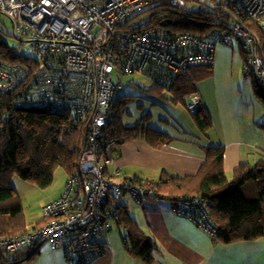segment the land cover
Masks as SVG:
<instances>
[{"label": "built area", "instance_id": "built-area-1", "mask_svg": "<svg viewBox=\"0 0 264 264\" xmlns=\"http://www.w3.org/2000/svg\"><path fill=\"white\" fill-rule=\"evenodd\" d=\"M161 3L188 16L196 5L233 18L221 24L226 32L172 35L154 24ZM0 15L11 22L10 35L33 52V58H21L23 63L0 59V93L17 90L21 106L62 112L87 130L76 174L62 195L42 208L45 223L0 239L10 254L47 242L74 264H91L111 253L105 235L116 218L113 199L128 195L139 205L153 196L145 186L103 173L115 141L103 139L101 131L122 77L134 72L169 86L191 65H213L219 47L238 45L244 74L264 94V0H0ZM250 23L262 37L250 30ZM199 108V97L190 96L186 110ZM172 211L214 238L217 226L203 198L179 200Z\"/></svg>", "mask_w": 264, "mask_h": 264}, {"label": "trees", "instance_id": "trees-1", "mask_svg": "<svg viewBox=\"0 0 264 264\" xmlns=\"http://www.w3.org/2000/svg\"><path fill=\"white\" fill-rule=\"evenodd\" d=\"M161 7L165 8L167 14L159 18L157 11H154V24L166 28L172 35L188 33L204 37L211 31L222 29L221 24L227 19L230 20V17L233 18L232 13L204 8L193 10L188 16L168 7L166 3H161L157 8ZM2 20L3 17L0 15V59L23 63L22 57L6 43V37H13L3 31ZM249 27L254 34L262 37L257 25L250 23ZM224 31L226 32V29H222V32ZM242 58L244 59L243 55ZM211 70L212 65H191L186 74L177 76L169 86L147 77L153 86L146 92L156 98L169 100L174 106L182 105L186 110L188 98L198 94L197 85L211 76ZM253 89L264 110V94L256 86ZM165 95L169 97L166 98ZM133 98L122 97L112 103L109 114L112 113L113 116L101 131L103 139L115 141L109 154L110 159L120 146L133 140H143L154 149H159L172 140L170 135L162 131L141 125L150 116H145L140 124L133 126L122 123L126 105ZM19 99L20 94L17 90L0 93V239L25 234L45 223L42 209L40 219L34 222L27 221L18 195L10 184L11 178L17 176L23 181L46 189L52 185L56 169L61 168L66 173V186L69 178L77 172L80 153L85 146L84 136L87 130L76 122L77 120L62 112L42 107H23L19 104ZM189 115L199 134L209 131L211 120L207 112L201 108V99L199 110ZM204 151L205 162L193 176L179 177L162 173L156 181L136 178L121 180L140 184L154 192L153 196H145L137 206H143L149 200H166L172 205L186 198L196 196L203 198L207 203L208 214L217 226L214 236L217 243L229 245L264 239V160L254 165L248 163L239 165L232 172V178L228 180L223 170V148L207 146L204 147ZM103 173L110 177L106 170H103ZM249 193L253 194L252 199L246 198V194ZM123 198L119 201L113 199L116 201L114 208L116 218L112 219L113 224L106 233L105 240L116 224L117 228L124 231L121 238L127 255L149 264L156 245L132 219L129 206L124 203ZM53 201L55 199L48 204ZM105 208H109L108 203ZM45 243L48 244L40 242L32 246H23L14 254L0 247V264H16L24 259H32ZM71 263L74 264L72 261Z\"/></svg>", "mask_w": 264, "mask_h": 264}, {"label": "crops", "instance_id": "crops-1", "mask_svg": "<svg viewBox=\"0 0 264 264\" xmlns=\"http://www.w3.org/2000/svg\"><path fill=\"white\" fill-rule=\"evenodd\" d=\"M234 48L219 47L211 76L197 85L201 108L211 120L209 131L199 134L192 120L157 117L161 124L150 127L170 135L171 142L159 149L140 139L125 143L104 167L109 176L144 181H156L162 173L193 176L205 162L207 146L223 148V170L228 180L239 165L264 160V110L256 101L254 80L252 88L244 89V96L246 84ZM129 213L156 245L149 264H264V239L217 243L197 225L174 214L166 200H149L143 206L134 204ZM106 242L112 254L106 253L91 264H146L127 255L117 234L109 232ZM16 264L72 263L45 243L34 258Z\"/></svg>", "mask_w": 264, "mask_h": 264}, {"label": "rangeland", "instance_id": "rangeland-1", "mask_svg": "<svg viewBox=\"0 0 264 264\" xmlns=\"http://www.w3.org/2000/svg\"><path fill=\"white\" fill-rule=\"evenodd\" d=\"M191 9L197 10L199 9V7H197L196 5L191 6ZM154 11H157V15L159 18L165 17L167 14L164 7L156 8ZM2 22L3 31L11 34V22L5 18H3ZM5 40L9 48L13 49L20 57L33 58V52L30 47L21 45L20 41L16 40L15 38L6 37ZM233 51L235 52L236 61L240 65L241 78L245 81L246 84V87H244L243 90L245 88H252V86L254 85L253 79L252 77L246 76L243 72L244 59L242 58V53L240 52L238 45L235 46ZM121 81L123 82V86L116 91L112 103L114 101L116 102L117 100L119 101V99H121L122 97H134L131 102L126 105L125 113L122 117V123L124 125L133 126L138 123L140 124L142 118H144L145 116L150 117L147 121H143L141 123V125L144 126L161 124V121L156 120L157 117H170L182 122L191 120L190 115L185 111L182 105L174 106L169 102V100L156 98L147 93L146 90L153 86V83L147 77L140 75L139 73H133L129 76L122 77ZM244 96H246L245 90ZM165 97L168 98L169 96L165 95ZM256 101L258 102V104H260V107L263 108L261 102L258 99H256ZM112 116L113 114L110 113L109 118ZM111 178L116 179L117 177L112 176ZM65 181L66 173L61 168L56 169V171L54 172L53 183L46 189H41L30 182L23 181L17 176H13L11 178L10 184L18 195V201L22 206L23 213L25 214V218L28 222H34L40 219L42 207L48 204L53 199L58 198L62 194L65 186ZM253 197L254 196L251 193H249V195L246 194L247 199H252ZM123 201L129 206V210L134 206L133 201L128 195L123 198ZM111 233L117 234L120 238L122 235H124V231L117 228L116 224H114ZM106 253L105 255H107ZM110 254H112V251Z\"/></svg>", "mask_w": 264, "mask_h": 264}]
</instances>
